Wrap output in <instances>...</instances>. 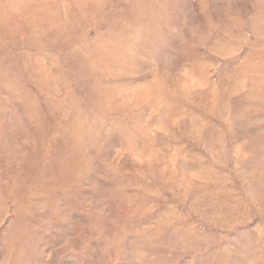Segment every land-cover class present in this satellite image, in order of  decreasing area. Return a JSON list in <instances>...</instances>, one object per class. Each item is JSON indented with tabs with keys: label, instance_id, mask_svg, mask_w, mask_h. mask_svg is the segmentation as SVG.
<instances>
[{
	"label": "rangeland",
	"instance_id": "rangeland-1",
	"mask_svg": "<svg viewBox=\"0 0 264 264\" xmlns=\"http://www.w3.org/2000/svg\"><path fill=\"white\" fill-rule=\"evenodd\" d=\"M0 264H264V0H0Z\"/></svg>",
	"mask_w": 264,
	"mask_h": 264
}]
</instances>
